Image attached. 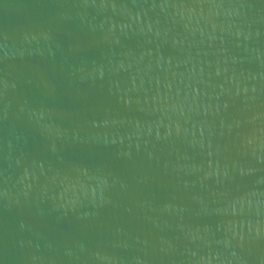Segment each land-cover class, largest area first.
Wrapping results in <instances>:
<instances>
[{"label":"water","instance_id":"1","mask_svg":"<svg viewBox=\"0 0 264 264\" xmlns=\"http://www.w3.org/2000/svg\"><path fill=\"white\" fill-rule=\"evenodd\" d=\"M0 264H264V0H0Z\"/></svg>","mask_w":264,"mask_h":264}]
</instances>
